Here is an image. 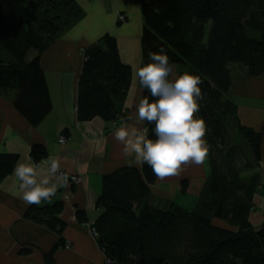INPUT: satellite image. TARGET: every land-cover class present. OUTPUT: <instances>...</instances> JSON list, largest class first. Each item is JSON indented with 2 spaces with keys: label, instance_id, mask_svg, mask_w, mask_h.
I'll list each match as a JSON object with an SVG mask.
<instances>
[{
  "label": "trees",
  "instance_id": "obj_1",
  "mask_svg": "<svg viewBox=\"0 0 264 264\" xmlns=\"http://www.w3.org/2000/svg\"><path fill=\"white\" fill-rule=\"evenodd\" d=\"M141 13V67L150 62V52L163 48L170 63L187 67L178 76L188 72L202 81L204 99L198 114L208 128L210 175L194 211L152 208L151 188L158 178L147 166L123 167L105 175L97 201L102 212L92 225L105 264H264V225L257 229L249 221L259 175L248 179L241 175L260 164L261 137L241 126L226 99L232 65L245 68L249 77L264 73V0H143ZM83 17L74 0H0V95L15 91L14 108L32 127L52 111L41 56ZM31 52L35 56L28 61ZM83 56L78 121L100 118L112 126L129 121L123 107L133 73L121 58L116 38L104 35ZM147 95L143 89V98ZM232 125L247 146L249 155L243 159L230 137ZM146 127L150 135L151 125ZM47 156L45 147H32L35 162ZM17 162L16 155H0V184ZM63 209L56 201L27 210L26 218L60 236L45 255L48 264L64 244L65 224L59 219ZM77 219L87 222L83 212Z\"/></svg>",
  "mask_w": 264,
  "mask_h": 264
},
{
  "label": "crops",
  "instance_id": "obj_2",
  "mask_svg": "<svg viewBox=\"0 0 264 264\" xmlns=\"http://www.w3.org/2000/svg\"><path fill=\"white\" fill-rule=\"evenodd\" d=\"M74 1L83 10L84 17L60 36L40 59L52 111L39 126L32 127L14 108L15 91L0 95V155H16L18 161L27 162L29 158L33 160L32 147L43 146L47 158L59 160L61 171L82 177L83 184L69 182V187L58 189L49 203L60 201L64 205L59 216L65 224L61 236L64 244L55 250L53 264H105L98 241L89 228L79 222L77 213H85L87 221L94 225L102 212L97 201L102 194L103 177L123 167L140 169L141 165L130 163L131 158L125 156L123 145L114 137L116 128L111 123L100 118L78 121V83L84 50L106 34L116 38L121 58L133 73L123 112L129 116L128 122L136 125V106L143 99V89L136 76L142 62L143 0ZM120 15L126 17L124 23L118 22ZM29 54L28 61L34 58L35 52ZM232 68V86L226 99L233 105L241 126L254 130L261 137L262 160L254 172L259 175L260 185L249 216L250 223L259 229L264 225V73L253 78L243 67ZM141 127H146V122ZM61 137L67 139L65 144L59 142ZM204 139L208 142V133ZM85 164L87 167H82ZM209 175L208 153L203 164L188 163L182 165L178 175L158 178L151 188L150 206L164 211L197 210ZM17 183L13 170L0 184V264H48L45 255L57 246L60 236L26 218L31 205L20 198ZM184 183H187L186 193H183ZM214 223L227 227L223 221L215 220Z\"/></svg>",
  "mask_w": 264,
  "mask_h": 264
},
{
  "label": "clouds",
  "instance_id": "obj_3",
  "mask_svg": "<svg viewBox=\"0 0 264 264\" xmlns=\"http://www.w3.org/2000/svg\"><path fill=\"white\" fill-rule=\"evenodd\" d=\"M149 63L140 67L136 76L148 93L136 106V125L122 120L114 137L123 145L130 163L147 166L159 179L176 176L182 165H201L209 153L204 137L206 121L200 112L204 95L198 76L184 72L172 77L175 65L165 50L149 53ZM195 117V118H194ZM151 125L150 135L144 123ZM87 167V165H82ZM14 176L20 198L26 205L50 203L58 189L69 187V177L61 172L58 159L48 157L41 162L31 158L18 161Z\"/></svg>",
  "mask_w": 264,
  "mask_h": 264
},
{
  "label": "rangeland",
  "instance_id": "obj_4",
  "mask_svg": "<svg viewBox=\"0 0 264 264\" xmlns=\"http://www.w3.org/2000/svg\"><path fill=\"white\" fill-rule=\"evenodd\" d=\"M126 18V17H125ZM126 21V20H125ZM124 21V22H125ZM124 22H119V23H124ZM209 28H210V26H209ZM208 28V31H207V38H206V40H208V38H209V36H210V29ZM31 53H34V52H31ZM30 54H28V56L27 57H30L29 56ZM234 66H237V65H232L231 66V69H233L232 67H234ZM182 69H184L185 71L187 70V67H185V68H182V66H176L175 65V68H174V72H173V74H172V77H170V78H175V77H177L178 76V73L180 72V71H182ZM118 127V126H117ZM117 127H115V128H117ZM114 128V127H113ZM229 133H230V137L232 138V141L234 142V144H236V145H238V147H240L241 148V150H240V152H239V159H243L244 158V155L245 156H248L249 154H248V150H247V146H246V143L242 140V138L238 135V133H237V131H236V128L232 125V126H230V128H229ZM59 142H60V140H59ZM254 172H255V169H253V170H250V171H243L242 172V177L243 178H245V179H248V178H250L251 177V175H253L254 174ZM187 184V183H186ZM186 184H185V186H183V193H186V191H185V189H187V186H186ZM204 191V190H203ZM202 191V192H203ZM182 196V195H181ZM187 199V198H186ZM83 225H86V227H88L89 228V225L90 226H92L88 221L87 222H85V223H83ZM90 231V230H89ZM92 235V234H91ZM94 239H96L97 241H98V237H94V236H92ZM99 243V242H98ZM65 247L67 248V249H69L70 248V245L69 244H65Z\"/></svg>",
  "mask_w": 264,
  "mask_h": 264
},
{
  "label": "built area",
  "instance_id": "obj_5",
  "mask_svg": "<svg viewBox=\"0 0 264 264\" xmlns=\"http://www.w3.org/2000/svg\"><path fill=\"white\" fill-rule=\"evenodd\" d=\"M126 20V18H125V16H123V15H120L119 17H118V22H124ZM113 127L115 128V127H117L116 126V124H113ZM66 141H67V139L65 138V137H61L60 138V143L61 144H65L66 143ZM63 174H65V175H67L65 172H63V171H61ZM70 179H69V182L71 183V184H76V185H81V184H83V179H82V177H80V176H77V175H67ZM89 230H90V233L92 234V236H94V237H98V234H97V232H96V230L92 227V226H90L89 225Z\"/></svg>",
  "mask_w": 264,
  "mask_h": 264
}]
</instances>
